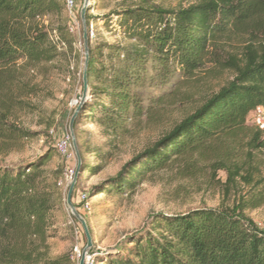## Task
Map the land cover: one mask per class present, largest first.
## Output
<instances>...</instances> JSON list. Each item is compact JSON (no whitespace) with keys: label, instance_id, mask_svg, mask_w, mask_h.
Instances as JSON below:
<instances>
[{"label":"trees","instance_id":"1","mask_svg":"<svg viewBox=\"0 0 264 264\" xmlns=\"http://www.w3.org/2000/svg\"><path fill=\"white\" fill-rule=\"evenodd\" d=\"M66 12L64 0H0L4 144L33 137L5 121L4 93L24 71L52 63L59 45L71 49ZM89 12L85 15L88 91L73 124L80 160L73 193L81 181L103 171L115 142L127 137L132 125L140 124L142 117L153 118L165 101L173 99L172 93L143 97V89H162L174 74L189 78L206 65L228 70L232 78L150 148L93 186L89 197L131 193L149 174L171 163L189 164L216 142L240 135L249 137L251 151L264 149L262 134L246 124L251 113L264 108V0H200L177 10L140 2L112 11L113 27L109 16L96 18ZM44 18L58 22L53 38ZM98 20L118 31L123 42L91 47L90 23ZM234 38H245L242 51L238 58L226 59L224 45ZM88 126L99 129V134ZM108 138L111 141L106 142ZM54 150L47 147L19 165H0V264H76L70 254L50 256L46 243L55 220H67L64 173L53 177L45 170ZM96 263L264 264V231L238 206L160 214L144 235L129 237L114 255L97 254Z\"/></svg>","mask_w":264,"mask_h":264},{"label":"rangeland","instance_id":"2","mask_svg":"<svg viewBox=\"0 0 264 264\" xmlns=\"http://www.w3.org/2000/svg\"><path fill=\"white\" fill-rule=\"evenodd\" d=\"M200 0H89L87 11L92 17L109 16L112 27L115 17L110 13L140 2L165 10L190 7ZM73 16L66 14L65 26L72 40L70 48L58 46V57L50 64L31 71H24L13 86L4 93L7 99L5 121L32 133L30 139L4 144L0 135V165L15 166L34 160L47 147L53 148L56 141L69 131L73 113L80 104L84 67L83 26L80 11L84 0H73ZM52 38L56 36L58 22L55 18L43 19ZM110 26V24H108ZM90 46L98 43H122L113 28L104 21L90 23ZM245 38L229 40L222 57H239ZM228 70L206 65L189 78L174 74L171 82L162 89H143L142 94L155 98L174 94L171 101L151 119L141 118V123L131 126L130 134L115 142V152L103 171L81 181L72 195L75 205L79 192L89 193L96 184L114 175L120 167L136 155L150 148L166 135L182 119L190 115L208 97L217 92L230 79ZM146 100V98H143ZM153 100V99H152ZM144 102V101H143ZM251 130L259 131L264 138V108L251 113L246 121ZM96 136L100 130L86 127ZM249 137L216 142L212 149L188 163H171L149 174L131 193L123 195L100 194L89 197L90 212L80 216L91 232L92 247L87 256L114 255L126 245L132 236H141L148 231L152 219L160 214L173 215L196 208L238 206L264 231V149L250 150ZM106 142L111 141L110 138ZM73 165V160L60 156L55 150L45 170L50 176L62 175ZM66 223L57 222L48 231L47 246L50 256L72 254L74 248L82 253L86 238L79 222L66 205L69 185L62 181ZM89 196V194H88ZM100 264V263H96Z\"/></svg>","mask_w":264,"mask_h":264},{"label":"water","instance_id":"3","mask_svg":"<svg viewBox=\"0 0 264 264\" xmlns=\"http://www.w3.org/2000/svg\"><path fill=\"white\" fill-rule=\"evenodd\" d=\"M88 4H89V0H84L83 7L80 11V20H81L82 26H83L82 38H83V45H84V67H83V72H82V95H81V99H80V104L78 105L77 109L73 113V116L71 117L70 124H69V133L73 138L72 147H73V152H74V156H75V160H76V170H75L74 178H73L71 184L69 185V189H68L67 196H66V205L70 209L73 217L81 225L84 236L86 238V246L82 251V256H81V259H80L78 264H85V257L87 256L88 251L92 247V239H91L90 233L88 231V228L86 226V223H85L84 219L80 216V214L77 212L76 208L72 204V194H73V190H74V186H75L77 177L79 175V166H80L79 165L80 164L79 154H78V150H77L75 140H74V135H73V124H74L76 115H77V113L81 107V104L84 101V99L87 95V91H88L87 80H86V70H87V64H88V38H87L86 25H85V15H86Z\"/></svg>","mask_w":264,"mask_h":264},{"label":"built area","instance_id":"4","mask_svg":"<svg viewBox=\"0 0 264 264\" xmlns=\"http://www.w3.org/2000/svg\"><path fill=\"white\" fill-rule=\"evenodd\" d=\"M65 8L69 16H73L74 2L73 0H64ZM73 138L70 135L69 131L63 135L59 140L56 141L54 147L55 151L63 157L73 160V165L67 168L64 172L63 182L66 185H70L76 170V160L73 152ZM75 205L77 207V211L83 214L90 212V203L89 196L87 192H79L76 195ZM82 253L78 250V248H74L71 258L72 260L78 264L81 259ZM94 258L93 256L85 257V264H93Z\"/></svg>","mask_w":264,"mask_h":264}]
</instances>
